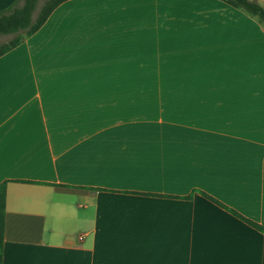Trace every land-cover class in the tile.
I'll use <instances>...</instances> for the list:
<instances>
[{
  "label": "crops",
  "instance_id": "obj_1",
  "mask_svg": "<svg viewBox=\"0 0 264 264\" xmlns=\"http://www.w3.org/2000/svg\"><path fill=\"white\" fill-rule=\"evenodd\" d=\"M145 60L193 68L167 121L73 85ZM6 181L3 264H264V233L201 194L264 227V27L220 0L65 2L0 58Z\"/></svg>",
  "mask_w": 264,
  "mask_h": 264
},
{
  "label": "rangeland",
  "instance_id": "obj_2",
  "mask_svg": "<svg viewBox=\"0 0 264 264\" xmlns=\"http://www.w3.org/2000/svg\"><path fill=\"white\" fill-rule=\"evenodd\" d=\"M209 5L212 11L223 10L219 4ZM6 39L0 38V43ZM129 62L138 63L139 61ZM140 63L144 64L126 66L82 65L74 68V74L90 81L73 85L78 86L79 90L82 91L112 93V102H116L113 104L116 109L114 113L119 112L120 103L124 102L123 109L125 107L129 109V115H127L129 119H132L133 113L139 110L143 116L142 119L150 124H154L155 122L152 121L159 119L167 121L169 102L176 101L170 100L168 94L172 90H184V70H192L193 68H174L168 65L167 60L159 61V63L156 60H145Z\"/></svg>",
  "mask_w": 264,
  "mask_h": 264
},
{
  "label": "trees",
  "instance_id": "obj_3",
  "mask_svg": "<svg viewBox=\"0 0 264 264\" xmlns=\"http://www.w3.org/2000/svg\"><path fill=\"white\" fill-rule=\"evenodd\" d=\"M70 0H16L12 5L0 11V38H7L0 43V58L18 48L27 39L35 35L48 21L53 12ZM252 18H256L264 27V5L257 0H220ZM34 183L31 181H23ZM48 184V183H46ZM49 185V184H48ZM99 190L98 188H90ZM201 194L208 200L232 213L247 224L264 233V227L220 202L205 192ZM154 197H170L161 194H146ZM191 199L192 195L186 197ZM7 181L0 187V264L4 257V230L6 218Z\"/></svg>",
  "mask_w": 264,
  "mask_h": 264
}]
</instances>
